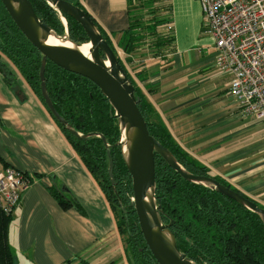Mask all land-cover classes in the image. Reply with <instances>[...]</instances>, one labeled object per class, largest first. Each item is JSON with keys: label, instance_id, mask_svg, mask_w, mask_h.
Returning a JSON list of instances; mask_svg holds the SVG:
<instances>
[{"label": "crops", "instance_id": "obj_1", "mask_svg": "<svg viewBox=\"0 0 264 264\" xmlns=\"http://www.w3.org/2000/svg\"><path fill=\"white\" fill-rule=\"evenodd\" d=\"M82 3L118 47L137 14L129 0ZM156 6L174 23L170 47L158 55L139 49L125 63L128 71V64L134 65L129 73L150 103L152 118L211 174L264 207V121L243 115L231 96L233 76L216 65L201 3L165 0ZM141 70L145 79L136 75ZM18 75L9 84L0 70V171L8 165L33 177L9 228L17 264H129L125 239L101 186ZM55 190L71 205L63 207Z\"/></svg>", "mask_w": 264, "mask_h": 264}, {"label": "trees", "instance_id": "obj_2", "mask_svg": "<svg viewBox=\"0 0 264 264\" xmlns=\"http://www.w3.org/2000/svg\"><path fill=\"white\" fill-rule=\"evenodd\" d=\"M31 1L38 16L60 35H64L58 12L45 0ZM67 1L85 10L113 47L136 87V95L141 97L139 107L150 133L170 149L191 173L211 176L230 186L221 177L211 174L207 165L180 147L166 126L152 118L150 103L146 101L136 79L126 69L125 63L132 61V55L137 50L148 49L158 55L170 47L172 40L159 34V28L165 23V18L159 15V8L156 6L158 0H129V5H136L140 10L137 11L138 15H133L129 29L122 32L118 47L96 18L85 9L81 0ZM64 16L68 20L69 37L77 43H86L89 37L81 24L67 14ZM120 50L126 54V59H122ZM2 56L15 66L40 98L81 161L101 186L115 212L119 232L125 239L128 263L158 264L147 246L132 205V178L123 158L122 146L119 144L121 129L107 97L89 78L48 61L47 88L56 109L80 133L96 132L105 135L114 160L115 184L109 175L110 158L103 138L98 135L87 139L77 137L64 127L47 107L41 91L42 54L25 37L0 0V70L9 84H12L16 80V74L7 63L1 61ZM143 73L145 71L141 70L136 75L145 79ZM7 167L9 166L5 165V168ZM25 176L30 177L33 182L31 175L26 173ZM156 180V195L158 203L162 206L163 221L170 224L181 251L199 264H264V224L257 213L216 190L188 181L157 153ZM53 193L63 207L71 205L61 196L60 190ZM13 215L14 213L6 214L0 206V264H17L9 242Z\"/></svg>", "mask_w": 264, "mask_h": 264}, {"label": "water", "instance_id": "obj_3", "mask_svg": "<svg viewBox=\"0 0 264 264\" xmlns=\"http://www.w3.org/2000/svg\"><path fill=\"white\" fill-rule=\"evenodd\" d=\"M7 12L25 37L40 51L42 61L40 80L42 96L53 116L77 137L87 139L98 135L103 138L110 158L109 175L113 184L114 160L105 135L96 132L82 134L56 109L47 88L46 68L48 61L68 71L92 80L107 97L121 129L122 154L132 178L134 199L139 225L147 246L158 264H199L180 250L170 224L162 218V206L157 199L156 153L178 171L185 179L207 186L226 195L249 210L257 213L264 224V208L241 192L221 183L218 179L196 175L188 171L148 128L136 95V87L121 64L113 47L104 38L99 26L87 12L67 0H45L60 16L67 14L74 18L86 31L90 43L91 57L80 50L84 43H77L69 37L68 27L60 35L51 25L44 22L36 13L31 0H1ZM70 41L75 47L62 43H49V37Z\"/></svg>", "mask_w": 264, "mask_h": 264}, {"label": "built area", "instance_id": "obj_4", "mask_svg": "<svg viewBox=\"0 0 264 264\" xmlns=\"http://www.w3.org/2000/svg\"><path fill=\"white\" fill-rule=\"evenodd\" d=\"M200 3L204 31L213 37L217 50L216 65L233 76L231 96L243 115L264 121V0H200ZM165 12L170 13L168 7ZM159 31L161 36L171 39L174 23L169 17ZM26 173L14 167L0 171V206L6 214L15 211L23 192L32 183Z\"/></svg>", "mask_w": 264, "mask_h": 264}, {"label": "rangeland", "instance_id": "obj_5", "mask_svg": "<svg viewBox=\"0 0 264 264\" xmlns=\"http://www.w3.org/2000/svg\"><path fill=\"white\" fill-rule=\"evenodd\" d=\"M164 1H165V0H158V2H159L160 5H164ZM197 1L200 2V0H197ZM132 7H133L132 10H133L134 12H137L138 10H140V7H137L136 5H133ZM166 9H167V7H165V10H166ZM137 15H138V12H137ZM60 18H61L62 26H63V29H62V30L65 31L66 28L68 27V20L66 19L65 16H61ZM62 30H61V31H62ZM144 50H146V49H144ZM120 51H121V50H120ZM146 51L149 52L148 55H150V54L152 53V52H150L149 50H146ZM120 55L124 57V53H123L122 51L120 52ZM139 55H140V54H138L137 56H139ZM137 56H136V57H137ZM136 59H137V58H136ZM1 61L7 63L8 67H10V69L16 74V75H15L16 78L19 77V75H18L19 72L17 71V69L15 68V66H14V65H13L8 59H6L4 56H2V57H1ZM128 69H129L130 72H133V71H134V65H133V64H128ZM21 77H22V76H21ZM17 79H18V78H17ZM20 79L24 80L23 77L20 78ZM22 80H21V81H22ZM24 81H25V80H24ZM16 82H17V80L14 81V84H15ZM25 82H26V81H25ZM26 83H27V82H26ZM16 208H17V207H16ZM14 212H15V211H14ZM14 212H13V213H14Z\"/></svg>", "mask_w": 264, "mask_h": 264}, {"label": "bare ground", "instance_id": "obj_6", "mask_svg": "<svg viewBox=\"0 0 264 264\" xmlns=\"http://www.w3.org/2000/svg\"><path fill=\"white\" fill-rule=\"evenodd\" d=\"M48 42L52 43V44H60V43H62V44L67 45L69 47H75V45L73 43H71L70 41H65V40L59 39V38H57V37H55L53 35L49 37ZM90 47H91L90 43H84L79 48L84 54H86L87 56L91 57V53L89 51Z\"/></svg>", "mask_w": 264, "mask_h": 264}]
</instances>
